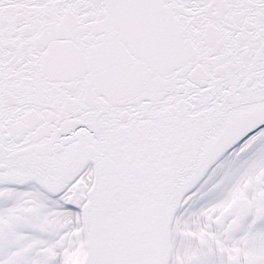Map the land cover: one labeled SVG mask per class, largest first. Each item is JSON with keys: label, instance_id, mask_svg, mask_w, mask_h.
I'll return each instance as SVG.
<instances>
[{"label": "snow or ice", "instance_id": "1", "mask_svg": "<svg viewBox=\"0 0 264 264\" xmlns=\"http://www.w3.org/2000/svg\"><path fill=\"white\" fill-rule=\"evenodd\" d=\"M0 264H264V0H0Z\"/></svg>", "mask_w": 264, "mask_h": 264}]
</instances>
